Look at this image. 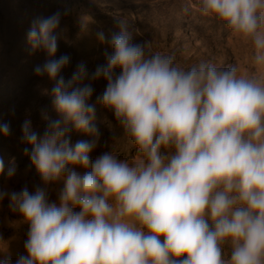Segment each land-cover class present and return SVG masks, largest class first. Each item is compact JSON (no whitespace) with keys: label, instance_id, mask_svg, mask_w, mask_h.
I'll use <instances>...</instances> for the list:
<instances>
[{"label":"clouds","instance_id":"clouds-1","mask_svg":"<svg viewBox=\"0 0 264 264\" xmlns=\"http://www.w3.org/2000/svg\"><path fill=\"white\" fill-rule=\"evenodd\" d=\"M198 7L250 38L252 62L264 69V0H198ZM59 22V12L37 17L26 34L48 56L34 72L53 81L46 94L60 118L43 114L42 135L30 119L21 125L44 186L0 191L29 224L26 255L0 264H264V75L212 61L185 68L171 55L149 54L121 18L112 53L91 78L107 81L97 99L139 155L104 151L90 160L96 140L71 144L65 135L68 125L97 139L100 131L91 84L74 86L84 66L68 82L61 75L70 58L56 56ZM87 22L81 17V29ZM9 132L0 123V134ZM15 172L12 163L7 175ZM58 181L50 201L48 185Z\"/></svg>","mask_w":264,"mask_h":264},{"label":"rangeland","instance_id":"rangeland-1","mask_svg":"<svg viewBox=\"0 0 264 264\" xmlns=\"http://www.w3.org/2000/svg\"><path fill=\"white\" fill-rule=\"evenodd\" d=\"M57 12L60 22L56 56L66 54L70 58L61 75L68 82L78 66H84L87 75L74 86L91 84L93 94L88 103L94 106L93 123L100 131L97 139L68 125L65 135L71 144L96 140L90 160L104 151L128 160L139 155L132 138L112 111L97 99L107 81L102 77L91 78L97 66L106 65V57L113 51L111 37L119 31L117 21L121 18L128 23L132 42H147L149 54L171 55L175 63L185 68L212 61L219 67L237 65L240 72L264 75V69L252 62L255 50L251 39L234 32L215 16L202 15L198 0H0V123H8L10 127L7 136L0 134V159L4 162L0 191L3 192L19 191L27 186L31 193L35 186H44L24 151L25 148L30 151L31 146L21 139V125L30 119L33 129L42 135L47 127L43 114L51 119L60 117L51 96L46 94L53 81L34 72V67L43 64L48 56L43 49L33 50L26 34L35 18ZM84 16L88 22L81 29L80 20ZM100 32L104 34L103 41L98 38ZM12 163L16 172L10 177L7 169ZM76 170L85 171L80 167ZM62 186V181L48 185L50 201L57 200ZM28 229L22 215L9 207L8 197L0 200V258L15 261L20 254L26 255L24 241ZM223 249L227 256L230 246L225 244Z\"/></svg>","mask_w":264,"mask_h":264}]
</instances>
